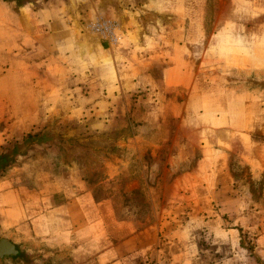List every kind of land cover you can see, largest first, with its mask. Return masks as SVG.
<instances>
[{
  "label": "crops",
  "instance_id": "crops-1",
  "mask_svg": "<svg viewBox=\"0 0 264 264\" xmlns=\"http://www.w3.org/2000/svg\"><path fill=\"white\" fill-rule=\"evenodd\" d=\"M194 2L74 0L72 14L67 1L62 8L51 2L37 10L30 4L18 3L19 8L13 4L16 53H49L59 63L64 57L86 61L90 73L85 79L96 104L124 106L123 115L133 116L137 128L125 136L120 150L138 158L150 154L155 162L138 165L142 171L148 168V179L144 172V177L130 180L151 187L150 200L163 203L157 217L152 207L154 220L135 215L126 205L122 209L115 205L114 170L132 166L127 158L113 156L111 148L103 149L109 155L107 172L99 179L88 181L77 166L59 164L60 174L49 173L40 185L0 190V239L15 244L19 262L15 264H260L264 131L257 136L245 130L242 124L251 126L250 117L244 121L240 117L232 127L226 113L201 110L204 99L192 103L188 94L179 99L195 82L188 53L156 48L162 42L176 43L181 35V29L166 25L156 14L175 15L181 10L185 16ZM96 13L119 20L123 41L117 50L87 30V21ZM59 65L71 74L80 72L67 62ZM70 83L81 89L79 79L72 76ZM135 90L140 94L131 98ZM131 106L138 111L132 112ZM113 120V114L105 118L106 124ZM171 121L173 129L168 127ZM160 153L167 156L165 163L157 160ZM231 157L237 162L231 163ZM241 166L247 174L235 172ZM158 187H163L161 194H156ZM212 203L217 206L212 208ZM249 248L258 252L257 259ZM206 250L230 252L216 257ZM14 263L13 257L0 258V264Z\"/></svg>",
  "mask_w": 264,
  "mask_h": 264
},
{
  "label": "rangeland",
  "instance_id": "rangeland-1",
  "mask_svg": "<svg viewBox=\"0 0 264 264\" xmlns=\"http://www.w3.org/2000/svg\"><path fill=\"white\" fill-rule=\"evenodd\" d=\"M66 1L71 7L69 14H72L74 0H2L0 190L40 185L41 178L49 177V173L55 176L60 174L59 164L77 166L88 181L102 178L107 172L105 162L106 156H109L103 149L108 147L114 151L113 156L127 158L132 166H120L114 170L111 189L115 205L119 209L126 205L135 215L154 220L152 207H156L157 217L163 203L157 200L152 202L149 191L153 189L139 186L138 181H134L137 177H144V172L148 179V168L144 167L142 171L138 165L141 167L140 162L150 165L155 162L154 157L145 154L138 158L137 154L122 153L120 150L124 146L125 136L137 128L133 116L128 118L123 115L127 113L124 106L111 108L96 104L94 90L90 88L89 80L85 79L90 73L86 61L75 62L72 58L64 57L65 61L59 63L49 53H16L13 49V12L16 9L13 4H30L32 9L37 10L51 2L60 4L62 8ZM191 8L185 10V16H182L184 13L181 10L175 15L156 14L166 25L170 23L181 29L180 39L176 43L162 42L156 48L188 53V60L195 71L194 84L178 98L184 100L188 94L192 103L204 99L199 102L201 110L205 108L210 112L220 110L226 113L229 123H233L232 127L241 118L244 121L250 117L252 125L245 126L243 123V128L251 129L260 136L258 132L264 131V0H196ZM149 13L154 15L153 11ZM98 18L116 23L119 39L117 43L110 44L117 50V45L123 41L119 20L115 16L96 13L87 21L86 28L91 34L99 36L92 26ZM66 62L80 72H66L64 66L59 65ZM56 66L58 68L54 69ZM156 74L159 76V73ZM72 76L74 80L79 79L81 89L70 83ZM138 91H132L131 98L137 97L140 94ZM102 92L105 94V89ZM199 105L195 107L197 111L200 110ZM138 108L131 106V111L137 112ZM250 113L256 117L252 118ZM112 114L114 120L106 124V116ZM173 126L174 122L168 123L170 129ZM230 159L231 163L237 162L234 157ZM157 160L165 163L168 159L165 153H160ZM160 171L164 176L163 169ZM235 172L247 174L244 166L235 169ZM124 180L130 184H125ZM255 185H259V181ZM103 190L97 193L102 194ZM156 192L161 194L163 187L156 188ZM123 197L125 202L122 201ZM212 204V208L217 206L216 203ZM246 241L251 243L249 238ZM206 252L221 257L228 256L230 251ZM251 254H254V258L259 256L257 251ZM15 258L13 263H19ZM258 263L264 264V258L259 257Z\"/></svg>",
  "mask_w": 264,
  "mask_h": 264
},
{
  "label": "built area",
  "instance_id": "built-area-1",
  "mask_svg": "<svg viewBox=\"0 0 264 264\" xmlns=\"http://www.w3.org/2000/svg\"><path fill=\"white\" fill-rule=\"evenodd\" d=\"M93 30L97 31L101 37L106 39L109 43H117L118 29L114 21L98 18L96 22L93 23Z\"/></svg>",
  "mask_w": 264,
  "mask_h": 264
},
{
  "label": "water",
  "instance_id": "water-1",
  "mask_svg": "<svg viewBox=\"0 0 264 264\" xmlns=\"http://www.w3.org/2000/svg\"><path fill=\"white\" fill-rule=\"evenodd\" d=\"M18 254V249L15 244L6 238L0 239V258L14 257Z\"/></svg>",
  "mask_w": 264,
  "mask_h": 264
}]
</instances>
